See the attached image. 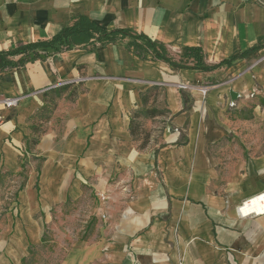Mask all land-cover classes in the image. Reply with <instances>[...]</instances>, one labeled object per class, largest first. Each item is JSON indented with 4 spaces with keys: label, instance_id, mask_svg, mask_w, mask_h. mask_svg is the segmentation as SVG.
Wrapping results in <instances>:
<instances>
[{
    "label": "crops",
    "instance_id": "crops-1",
    "mask_svg": "<svg viewBox=\"0 0 264 264\" xmlns=\"http://www.w3.org/2000/svg\"><path fill=\"white\" fill-rule=\"evenodd\" d=\"M82 16L142 34L172 57L200 48L208 67L236 58L209 72L175 70L138 58L126 38L1 72L0 188L3 176L17 186L13 215L2 218L0 264H20L54 210L84 199L101 223L96 238L60 264H264V215L238 210L264 193V137L231 146L227 119L259 93L245 66L264 54V8L254 0H0V51L49 40ZM62 82L84 90L70 99ZM154 85L168 125L158 145L140 150L130 118ZM4 98H18L16 108H4Z\"/></svg>",
    "mask_w": 264,
    "mask_h": 264
},
{
    "label": "rangeland",
    "instance_id": "rangeland-1",
    "mask_svg": "<svg viewBox=\"0 0 264 264\" xmlns=\"http://www.w3.org/2000/svg\"><path fill=\"white\" fill-rule=\"evenodd\" d=\"M254 3L264 8V0H254ZM252 55L251 58H248L249 60L246 63L245 69H255L258 78H255L254 82L259 93L252 99L242 102L241 107L237 110L227 114V119L231 123L230 139H236V141L231 142V146H235L236 142L242 141V138L264 137V54L258 55L253 53ZM173 58L179 63L180 55H176ZM179 64L186 67L190 66V64L183 60ZM68 90L69 96L70 93L83 91L84 88L79 83L77 86L72 85ZM162 96L163 88L150 92L146 106H142L141 109L135 110L131 114L130 120L137 115L134 142L138 149L142 142L147 143V145L150 142L153 145H158L161 142L169 119ZM55 99L51 98L47 105L50 109L47 115L43 117L46 121L50 118L56 107ZM145 110H153L158 115L148 118L143 113ZM41 127L42 125H39L36 128L37 134L44 131ZM24 166L23 164V172H25ZM20 175L24 177L23 173ZM22 177L17 181L18 184L22 182ZM12 179L9 176H3L4 184L0 188V239L5 232L2 218H4L6 213H12L14 210L13 203L15 201L17 185L11 184ZM91 212V201L87 199L75 203L68 202L59 206L54 210L49 224L44 225L40 243L28 248V256L20 264H60L63 256L72 246L80 242L88 243L94 241L97 229H99L98 226L101 223Z\"/></svg>",
    "mask_w": 264,
    "mask_h": 264
},
{
    "label": "trees",
    "instance_id": "trees-1",
    "mask_svg": "<svg viewBox=\"0 0 264 264\" xmlns=\"http://www.w3.org/2000/svg\"><path fill=\"white\" fill-rule=\"evenodd\" d=\"M126 38L130 39L128 46L138 58L146 59V56L149 55L152 61H162L175 70L191 68L200 72H209L219 68L222 65H230V63L236 58L233 57L229 60H224L217 65L208 67L204 62V55L200 48L186 47L182 50V54L179 59V63H181L183 60L190 64V66L186 67L177 63L162 44L154 42L142 34H136L127 29H114L107 31L98 27L88 18L82 16L73 20L71 24L62 28L49 40L30 43H17L16 46L11 50L0 51V73L7 72L12 69L23 68L29 62L38 60L43 61L50 54H62L73 49L92 50L97 44L103 46L106 44L119 42ZM261 47V45H258L248 51L243 52V54L256 52L260 50ZM70 87H72V84L68 83L60 88L61 91H64ZM161 88L162 87L155 85L148 88L141 95L142 106H146L150 92L157 91ZM75 95V92L70 93L68 98L73 99ZM143 113H145V116L148 118H153L158 115L153 110H145ZM136 117L137 115H135L132 120H130L129 124V133L133 140H135L136 136ZM35 144L36 141H33L32 145ZM146 145L147 143L142 142L139 149L143 150Z\"/></svg>",
    "mask_w": 264,
    "mask_h": 264
},
{
    "label": "built area",
    "instance_id": "built-area-1",
    "mask_svg": "<svg viewBox=\"0 0 264 264\" xmlns=\"http://www.w3.org/2000/svg\"><path fill=\"white\" fill-rule=\"evenodd\" d=\"M65 84H67V83L62 82L59 86H61V85H65ZM185 87H186V86H180V88H185ZM199 91H200V93H201L203 96H205L206 93H207V91H208V88H207V87H202V88L199 89ZM1 103L3 104L4 108H6V109H14V108H16V106H17V104H18V98H4V99L1 100ZM262 195H264V193L261 194V195H259V196H257V197H260V196H262ZM254 198H256V197H254ZM254 198H252V199H254ZM252 199H249V200L243 202V203H242V208H243V206H245L247 203H251ZM238 210L240 211L241 216H245V215L241 212V207H239ZM249 215H256V214H255V213H250V214H248V216H249ZM257 216H258V215H257Z\"/></svg>",
    "mask_w": 264,
    "mask_h": 264
},
{
    "label": "bare ground",
    "instance_id": "bare-ground-1",
    "mask_svg": "<svg viewBox=\"0 0 264 264\" xmlns=\"http://www.w3.org/2000/svg\"><path fill=\"white\" fill-rule=\"evenodd\" d=\"M252 199V198H251ZM241 212L246 216L250 213H255L256 215H264V195L252 199L251 203H247L242 208L240 205Z\"/></svg>",
    "mask_w": 264,
    "mask_h": 264
},
{
    "label": "water",
    "instance_id": "water-1",
    "mask_svg": "<svg viewBox=\"0 0 264 264\" xmlns=\"http://www.w3.org/2000/svg\"><path fill=\"white\" fill-rule=\"evenodd\" d=\"M233 95H231V97H232Z\"/></svg>",
    "mask_w": 264,
    "mask_h": 264
}]
</instances>
